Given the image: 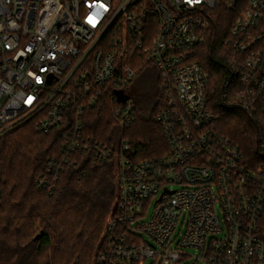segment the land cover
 I'll return each instance as SVG.
<instances>
[{
    "label": "built area",
    "instance_id": "built-area-1",
    "mask_svg": "<svg viewBox=\"0 0 264 264\" xmlns=\"http://www.w3.org/2000/svg\"><path fill=\"white\" fill-rule=\"evenodd\" d=\"M219 9L232 20L226 87L234 80L237 105L264 126V0H0V139L27 124L61 131L36 179L49 194L76 155L115 164L97 264H264V162L217 129L197 60ZM149 66L165 89L155 122L168 151L138 159L124 137L137 121L127 87ZM104 101L120 128L112 145L86 133Z\"/></svg>",
    "mask_w": 264,
    "mask_h": 264
},
{
    "label": "trees",
    "instance_id": "trees-1",
    "mask_svg": "<svg viewBox=\"0 0 264 264\" xmlns=\"http://www.w3.org/2000/svg\"><path fill=\"white\" fill-rule=\"evenodd\" d=\"M229 17L223 9L213 13L212 28L197 60L209 75L208 104L217 129L240 147L250 163L259 164L264 162L263 120L237 105L234 80L226 87L235 70L232 48L225 44L232 26ZM131 98L137 121L124 137L130 139L132 151L138 159L166 154L164 132L155 122L166 106L159 78L145 98ZM112 105L98 104L86 118V133L108 145L120 137ZM61 136V131L39 135L27 124L0 139V264H97L107 224L116 212L115 164L76 155L78 165L62 174L53 193L39 190L37 176L59 153Z\"/></svg>",
    "mask_w": 264,
    "mask_h": 264
},
{
    "label": "rangeland",
    "instance_id": "rangeland-1",
    "mask_svg": "<svg viewBox=\"0 0 264 264\" xmlns=\"http://www.w3.org/2000/svg\"><path fill=\"white\" fill-rule=\"evenodd\" d=\"M158 78L159 73L157 68L155 66H149L144 69V71L137 74L133 82L127 87V91L133 96V99H143L147 95L150 88L155 86ZM150 212H152V209H150ZM179 230H182V225ZM220 237L221 235H217L216 239H220ZM146 264H152V260L148 261Z\"/></svg>",
    "mask_w": 264,
    "mask_h": 264
},
{
    "label": "water",
    "instance_id": "water-1",
    "mask_svg": "<svg viewBox=\"0 0 264 264\" xmlns=\"http://www.w3.org/2000/svg\"><path fill=\"white\" fill-rule=\"evenodd\" d=\"M40 238V235H38L37 237H36V240H38Z\"/></svg>",
    "mask_w": 264,
    "mask_h": 264
}]
</instances>
